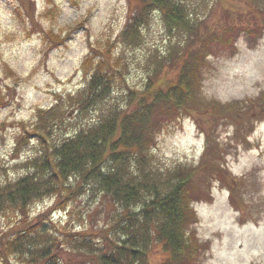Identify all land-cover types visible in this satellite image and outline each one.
I'll list each match as a JSON object with an SVG mask.
<instances>
[{
    "label": "rangeland",
    "instance_id": "374dc122",
    "mask_svg": "<svg viewBox=\"0 0 264 264\" xmlns=\"http://www.w3.org/2000/svg\"><path fill=\"white\" fill-rule=\"evenodd\" d=\"M136 1L0 0V189L23 176L36 180L25 214L32 218L51 207L46 214L61 230L80 233L72 235L76 249L58 243L57 257L74 253L82 264H97L105 250L96 233L102 228L114 240L122 237L124 249L139 257L124 256L119 264L164 262L169 249L153 224L148 239H123L125 231L119 232L115 221L122 208L138 213L134 198L113 202L102 193L106 184L80 173L66 179L68 195L60 198L51 147L81 129L100 130L101 123L131 125L126 121L142 117L153 122L136 96L166 109L167 81L183 73L194 55L200 69H193L195 85L186 104L196 112L175 118V111L164 124L158 115L150 145L135 155L117 149L102 170L121 180L140 179L134 190L148 202L156 191L171 188L181 171L224 169L194 180L198 198L189 229L201 244L195 262L264 264V0H149L139 7ZM195 34L206 35L203 46ZM200 50L207 54L204 61ZM101 60L111 68L107 74ZM96 66L103 77L95 80L91 97ZM14 209L6 211L8 219L0 211V242L18 220ZM85 230L96 234L81 235ZM55 238H62L60 230ZM32 258L12 252L0 264H29Z\"/></svg>",
    "mask_w": 264,
    "mask_h": 264
},
{
    "label": "trees",
    "instance_id": "16d2710c",
    "mask_svg": "<svg viewBox=\"0 0 264 264\" xmlns=\"http://www.w3.org/2000/svg\"><path fill=\"white\" fill-rule=\"evenodd\" d=\"M148 2L150 1H136L138 7ZM160 7L163 10V6ZM168 13L173 15L169 10ZM195 36L200 45L203 46L206 41V35L195 34ZM62 41L63 39L60 42ZM225 42L229 43L230 40L226 39ZM200 52L202 54L201 59L204 61L207 54H203L202 50H200ZM198 58L199 57H194V55H192L191 61L188 60L189 64L183 66V73L186 75L188 72V76H185L181 72V74L179 73L180 75L178 74V77L176 76L174 81H172V79L167 81V100H162L165 102L166 109H160L157 103L161 102L155 99L154 103L151 104L150 102V106H148L145 102L147 100L143 95L136 96L139 106L146 105L148 110L147 113L153 116L155 122L149 123L145 117H142L134 123L132 120L126 121L130 122L131 125L125 122L117 124L116 120H114V124L111 126H104L101 123L97 124V126L103 127L100 130L90 129V131L85 134L83 133V129H81L76 131L72 137L65 138L63 141L51 147L57 159L56 163H52L55 171L53 178L54 180H58V187L55 186L54 190L58 191L60 198H66L68 195L66 191V179L75 173H80L81 177L91 174L97 180L106 184V186L101 189L102 193L109 200L112 199L113 202L116 197L127 199L134 198L140 203L138 213H134L127 207H123L115 223L120 227L119 232H121V234L125 231L123 233L125 235L123 239L138 237L140 235L148 239L149 236L151 237L149 230L151 224H153V233L159 236V240H163L166 247L169 249L167 259L161 264H196V255L200 251L201 244L193 237L192 230L189 229L193 222L192 217L194 214L191 202L198 198L196 192L197 185L194 180L201 174L208 176L211 175L210 173L219 174L217 173L219 171L220 173H224V169L221 168L222 170H219L217 167L216 172L215 168H209L208 165H204L197 169L181 171L179 180H177L171 188L160 194L156 191L153 197L147 202V200L142 197V194H138L134 190V187H139L142 184L140 179L133 181L131 177H127L124 178L127 182L122 183L124 180H121L119 174H116L114 171L102 170V167L106 165V161L113 160V153H115L117 149H120L123 153L130 150L135 155L139 153L142 148H146L150 145L152 133L155 132L154 126L157 125L155 123L159 121L158 115L161 121H163L162 124H164L166 116L169 117L172 122L174 119L173 113L175 111H178L176 112L175 118L177 115H183L185 112L188 114L196 112V109L189 107L186 102L195 85L193 78L196 77V74L191 77L194 71L193 69L195 67L197 70L200 69ZM101 62L106 63L105 60H101ZM107 67L108 64L106 63L104 65L106 74L108 70H111L110 67ZM97 69H100V66L93 68L94 73L91 75L88 84L87 93L91 97H93L94 91H97L95 80L100 83L103 77V70ZM156 97L159 98V96ZM38 114V118L40 122H42L41 108H39ZM170 114L173 115L169 116ZM142 119L146 120L145 124L141 122ZM203 130L208 132V134L210 133V131L204 127ZM203 170L206 173H203ZM211 177L213 176L211 175ZM5 189H0V211L2 216L8 219L10 215L6 216V211L15 207L13 212L16 211L18 220L14 224V228L9 227L12 231L11 236H8L5 240L0 242V260H2L4 255H10L13 252L18 255L21 253L23 255L26 254V256L31 255L35 257L34 261L32 258L29 264H82V262L74 258V253H69L67 259L57 257L56 251L58 250V243L61 242V248H68V245L72 248V245L77 243L72 235L80 233H71L67 229L61 230L53 221L52 216L46 214L48 210L50 212L51 207L32 218H29L27 214H25L28 196L36 192L37 189V182L34 178L23 176L15 185L9 186L7 190ZM2 190H4L5 194L1 192ZM16 193L18 194L17 201ZM140 215L142 218L141 221L136 217ZM152 215L155 216V220L152 219ZM156 215L159 216V220ZM145 217L149 218L147 223L143 222V218ZM44 219H46V221ZM44 221L48 222L49 225L46 226L47 224H45ZM138 222H140L139 226H137ZM176 229H178V231H176ZM58 230H60L62 234V238L59 239L55 238V233ZM83 233L85 235H95L96 233L100 236L102 235V246L105 247V250L99 255L100 258L97 264H119L121 258L124 256L130 257L135 261L139 258L134 250L132 252H127V250L124 249L123 244L120 243L122 237L119 241L117 239L114 240L112 236H110V229L108 231V229L103 230L100 228L96 233L87 232V230H85L81 235H83ZM77 247L78 244H75V249ZM49 249L51 251H49ZM141 249L140 247L139 253ZM43 256L46 258H43Z\"/></svg>",
    "mask_w": 264,
    "mask_h": 264
}]
</instances>
